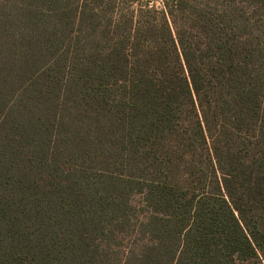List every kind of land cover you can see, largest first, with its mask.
<instances>
[{"label":"trees","instance_id":"1","mask_svg":"<svg viewBox=\"0 0 264 264\" xmlns=\"http://www.w3.org/2000/svg\"><path fill=\"white\" fill-rule=\"evenodd\" d=\"M0 0V264H264V0Z\"/></svg>","mask_w":264,"mask_h":264},{"label":"built area","instance_id":"2","mask_svg":"<svg viewBox=\"0 0 264 264\" xmlns=\"http://www.w3.org/2000/svg\"><path fill=\"white\" fill-rule=\"evenodd\" d=\"M148 1V6H153L156 8H160L163 6L162 0H147Z\"/></svg>","mask_w":264,"mask_h":264}]
</instances>
